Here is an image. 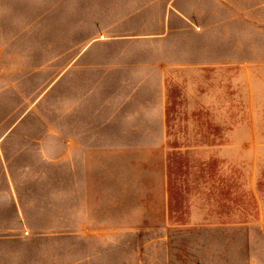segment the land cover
Wrapping results in <instances>:
<instances>
[{
  "label": "rangeland",
  "instance_id": "374dc122",
  "mask_svg": "<svg viewBox=\"0 0 264 264\" xmlns=\"http://www.w3.org/2000/svg\"><path fill=\"white\" fill-rule=\"evenodd\" d=\"M178 8L192 19L175 21ZM82 11V0H0V88L11 83L0 139L41 142L28 150L26 219L1 233L0 264H212L221 240L264 236V0H156L143 15L166 12L165 36L132 42L153 25L136 13L122 50L106 51L119 68L87 61L48 96ZM67 95L86 97L83 150L66 149ZM233 221H249L246 233Z\"/></svg>",
  "mask_w": 264,
  "mask_h": 264
},
{
  "label": "crops",
  "instance_id": "0c3cea01",
  "mask_svg": "<svg viewBox=\"0 0 264 264\" xmlns=\"http://www.w3.org/2000/svg\"><path fill=\"white\" fill-rule=\"evenodd\" d=\"M155 1L82 0L83 11L81 12V16H83V19L81 21L84 22L85 27L74 28V38L72 39V41L70 39V43H68L67 45L68 66L66 67L65 72L61 76H58L57 79L52 82L48 96H54V91L57 88L56 86L58 84H64V82L68 83L70 80V83L74 85L75 81L72 80V78L75 76V73L80 74V72H82L80 71V69H83L87 61L97 63L96 68L98 69L112 70L119 68V66L121 65V55H113L110 58L106 55V51L112 48H114L112 52L116 50H122V46L120 48V46L118 45L124 42L120 38L125 37L126 35L119 33L120 27H122V25L131 17L136 15V13H139L142 20L153 22V25L150 28L144 27L145 33L143 34L137 33L135 32V30L130 32L131 36L137 37V39H132V42H143L145 40L142 38L154 36V34L158 32V29L160 31L158 35L165 36L166 29L168 28L169 21L171 20H168L166 12H162L155 17L152 15H143L144 11L149 7V4H153ZM170 2L167 1L166 3L170 4ZM177 10L178 12L174 15L175 21L180 20V18H182L183 21H189L192 19V17L189 16L185 10L179 8ZM157 19L159 22V27H157V24L155 23ZM90 20L95 21L92 28H90L89 26ZM68 37L71 36L68 35ZM140 51L141 50H138L136 53H139ZM71 53L75 54L71 56ZM105 55L106 57H104ZM134 57L136 59V56ZM9 64L10 61H3V68L9 70ZM9 73L10 71L6 72L7 75H9ZM96 84H109V76L106 74L105 77H103L102 80L100 79ZM10 91V81L3 79L2 86L0 88L1 113H4L5 111L7 113L9 111ZM68 94H70V92ZM103 96L105 98V105H107L109 108L117 107L120 109V95L114 94L105 96L104 93ZM80 98L81 99H79L77 103H74L73 100H70L71 98L69 97V95H67V106L65 113V117L67 118L66 131L67 133H71L72 135H70L68 138L66 149L70 148L71 146L72 148L77 147L79 150H81V148L83 150L88 146V142L84 140L82 135L89 132V128L85 125L84 122H81L83 121L82 119H77L81 116L84 117L85 115L81 112V106L86 101V97L82 96ZM21 101L23 102V104L20 103L18 107L16 106L18 110L15 114L17 115L21 114V111L26 107V102H24V99ZM38 101L39 100L37 99L36 102ZM25 110L26 108L21 114L22 117L26 115ZM36 115H38L37 108ZM75 122H80V124L75 125ZM12 128L8 129L5 134L9 135L10 133H13L17 128L20 129L21 127L16 126L13 129ZM76 134L82 135L78 136ZM40 144L41 142H38L37 140H33L31 142H27L26 140L14 144L15 146L12 148L10 147L11 145H13L12 142L8 141L5 138L0 139V235H2V232H6L10 229L22 228L21 225L23 219H26V210L21 201V190L25 189L26 182H31L37 178V175L34 172L33 163H30L29 161V155L31 154L30 152L28 153V150L31 147L39 149L41 148ZM7 146L9 147V151L13 150L16 147V151H10L11 154H9V151H6ZM44 148L45 147H43L42 151H33L31 153H34V157L36 156L39 160H41L44 152L43 150H45ZM27 157L29 162L27 161ZM227 223L229 226L231 225L240 230V232L243 231V233H246L245 230H247V227H249L250 225L249 221H233ZM235 235L236 234H233V238H231V241L230 239L226 238L217 243L216 251L218 256L211 263L264 264V236H260V238L246 236L242 237L241 239H236ZM236 240H242L241 244L239 245L240 248L235 247L234 244L236 243ZM219 245H222V247L218 248ZM252 245L256 247L252 248Z\"/></svg>",
  "mask_w": 264,
  "mask_h": 264
}]
</instances>
